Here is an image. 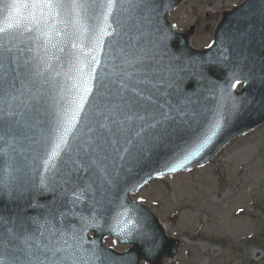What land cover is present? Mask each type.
Returning a JSON list of instances; mask_svg holds the SVG:
<instances>
[{
	"label": "snow or ice",
	"instance_id": "1",
	"mask_svg": "<svg viewBox=\"0 0 264 264\" xmlns=\"http://www.w3.org/2000/svg\"><path fill=\"white\" fill-rule=\"evenodd\" d=\"M157 7V0H11L3 5L8 14L0 20V96H10L15 90V79H9L6 68L24 51L36 54L13 68L14 73L27 71L43 77L53 70L50 60H59L55 53L60 52L67 57L65 75L76 80L77 86L71 107L61 109L53 128L39 141L31 138L40 145L34 149L33 161L47 174L40 177L39 186L45 191L60 188L66 199L40 218L17 216L13 220L0 216V264H104L107 257L102 251L84 248L81 232L69 219L75 212L67 205L74 208L84 193L92 190L93 176L110 183L105 166L125 158L121 154L129 152L126 145L133 143V132L142 140L145 128L166 134L175 126L178 139L184 141L177 145L178 154L196 145L192 155L215 135L219 120L211 135L197 144L200 136L199 129L192 128L194 116L179 100L171 99L173 79L166 75L170 69L161 68L150 55L161 37L150 41L152 46H141L144 24L156 27L153 20ZM26 33L35 49L14 48L7 43L9 38L14 40ZM235 86L229 84L230 88ZM89 96L91 102L87 103ZM4 103L5 107H0V140L18 135L15 129L25 115L10 109L7 100ZM136 122L139 130L134 127ZM185 128L192 133L188 140L181 134ZM20 171V166L14 169ZM69 185L73 186L70 190ZM31 187L35 185L30 180H22L13 172L0 176V193L19 196ZM127 215L128 210L120 214ZM80 220L88 226L83 216ZM112 231L126 241H132L134 233L146 236L131 218L125 223L118 217ZM158 247V241L150 239L145 248L146 262Z\"/></svg>",
	"mask_w": 264,
	"mask_h": 264
},
{
	"label": "water",
	"instance_id": "2",
	"mask_svg": "<svg viewBox=\"0 0 264 264\" xmlns=\"http://www.w3.org/2000/svg\"><path fill=\"white\" fill-rule=\"evenodd\" d=\"M10 2L11 0H0V20L8 14L3 5ZM174 2L175 0H157L158 7L153 20L156 27L149 23L144 24L145 35L141 46H152L150 41L157 36L161 37L160 43L153 47L150 55L155 57L154 62L161 68L170 69L166 75L173 79L172 90L170 89L173 101L179 100L184 106L194 108V104L187 100L185 95L186 92H193L188 91L189 81L202 79L208 86L209 94L202 103L210 109L213 116L203 128H198L200 138L197 144L203 143L204 139L211 135L217 120L220 122L219 127L215 128V135H212L211 140L200 148L196 155H192L197 151L196 145L178 154L177 145H183L184 141L178 139L175 126L169 128L166 134H157L156 129L145 128L141 133L142 140L133 132V143L126 145L129 152L121 154L125 158L117 160L116 165L109 161L105 166L108 173L106 178L110 183L105 184L103 180L93 176L95 183L92 190L85 192L80 203L74 208L71 204L67 205V209L75 212V216H70L69 219L73 227L81 232L85 241L84 248L89 252L93 247L102 251L107 257L104 264L146 262L145 248L149 246L150 239L158 241L159 247L148 256L147 264L174 262L181 250V241L167 235L161 220L147 206L135 201L132 195L137 194L152 180L188 172L208 164L231 140L264 124V0H246L233 10L223 11L214 30L213 45L205 50H195L196 48L191 47L190 40L195 34L190 31L180 40L175 32L166 33V25H170V6ZM178 3L173 6L179 5ZM131 23L132 21H129V24ZM157 28L162 31H157ZM164 34H167L166 39L163 38ZM28 35L26 33L14 40L9 38L7 43L14 48L35 49ZM107 39L108 37H105V40ZM224 40L228 42L224 44V49L228 52L218 47ZM164 46L174 52L175 59L172 58L171 51L168 54L162 51ZM214 49L219 54H216ZM35 54V51H24L19 54L18 60L14 57V63L7 67L6 71L10 80L15 79L16 88L12 95L0 96V107H5L4 101L7 100L10 109L25 113L20 126L15 129L19 134L0 140V176L10 171L20 179L30 180L35 185L19 196H9L7 192L0 193V216L13 220L17 216L40 218L41 214H47L50 209L59 208L66 199L60 188L45 191L39 186L40 177H47V174L42 167L37 168L33 161L34 149H39L40 145L34 143L31 138L39 141L42 135L56 124L61 109L71 107L73 99L76 98L77 81L65 75L68 72L67 57L60 52L55 53L59 60H50L53 70L43 77H36L27 71L13 72V68L22 66L25 60H30ZM182 55L185 57L183 61H188L187 69L193 75L188 79L183 78L181 82V68L176 62ZM220 64H224V67ZM237 80L239 83H236ZM242 83L244 88L237 90ZM229 84L236 86L230 88ZM33 95L36 99H32ZM90 102L91 96L87 98V103ZM134 127L139 130V122H136ZM181 134L185 140L192 135L186 128L181 129ZM181 164L182 167L177 166ZM17 166L21 167L19 173L14 172ZM173 168L175 171L171 170ZM48 183L51 184L50 181ZM71 187L73 186H68L69 190ZM125 210H128V215L120 216ZM81 216L85 218L88 226L83 225ZM118 217L125 223L131 218L138 224L139 231L146 236H136L134 233L132 241H126L123 236L117 237L112 229L116 226ZM92 232L94 236H90ZM106 238L114 239L119 247L130 246V249L119 253L107 248L104 245Z\"/></svg>",
	"mask_w": 264,
	"mask_h": 264
},
{
	"label": "rangeland",
	"instance_id": "3",
	"mask_svg": "<svg viewBox=\"0 0 264 264\" xmlns=\"http://www.w3.org/2000/svg\"><path fill=\"white\" fill-rule=\"evenodd\" d=\"M242 1L187 0L171 19L181 29L198 25L194 44L205 48L212 42L213 15ZM136 198L185 240L174 264H264V248L249 242L264 231V125L206 167L153 182Z\"/></svg>",
	"mask_w": 264,
	"mask_h": 264
},
{
	"label": "bare ground",
	"instance_id": "4",
	"mask_svg": "<svg viewBox=\"0 0 264 264\" xmlns=\"http://www.w3.org/2000/svg\"><path fill=\"white\" fill-rule=\"evenodd\" d=\"M226 9V8H225ZM221 10V9H220ZM219 10V11H220ZM218 11V12H219ZM213 16H217L218 17V13H216L215 15ZM172 26H170L169 24L166 25V33L167 34H170L171 32H175L178 40H180L182 38V36L186 35V33H181L177 30H179L180 28L179 27H176L174 28ZM193 39L192 38L190 40V45L193 49L195 50H205V49H199V47H197L194 42H193ZM227 40H224L222 42L219 43L218 47L221 48L222 50H225L224 49V44H227ZM262 48V47H261ZM165 54H168L170 53V49L168 46H164L163 47V50H162ZM216 54H219V52L214 49L213 50ZM226 51V50H225ZM228 52V51H226ZM253 53H256V51L252 50ZM191 53V52H188V54ZM171 54H172V58L175 59L176 58V55L174 54L173 51H171ZM184 55L182 56H179L178 58V61L176 62L177 65L181 68V73L179 76H182L179 80L182 82V79L185 78V79H188V77H191L193 74L189 71V69H187L186 65L188 64V61H183L184 59ZM166 62V61H165ZM222 67H224V64H220ZM178 80V81H179ZM189 81V80H188ZM189 87H188V91H193L192 93L191 92H186L185 95H186V98L187 100L191 101L193 104H194V108L190 107L189 105H186V109L187 111L192 114L194 116V122H193V127L194 128H203L206 124V122L210 121L211 118H212V112L210 111V109H208L206 106H204V104L202 103V101L205 99L206 96H208L209 94V88L206 84H204V81L202 79H199L198 81H189ZM241 89L244 88V86H241L240 87ZM240 89V90H241ZM172 90V89H171ZM214 93V92H213ZM195 113V114H194ZM263 125V124H262ZM262 125H260L259 127H257L255 130L259 129L260 127H262ZM254 130V131H255ZM253 131V132H254ZM230 143V142H229ZM206 166V165H205ZM167 227V226H166ZM166 234L169 235L170 237H174V238H177V236H174L173 234H171L169 232V230L167 229L166 230ZM144 264V263H142ZM168 264V263H167Z\"/></svg>",
	"mask_w": 264,
	"mask_h": 264
},
{
	"label": "trees",
	"instance_id": "5",
	"mask_svg": "<svg viewBox=\"0 0 264 264\" xmlns=\"http://www.w3.org/2000/svg\"><path fill=\"white\" fill-rule=\"evenodd\" d=\"M254 243H259L258 245L264 248V239L263 236L261 237H256L253 239Z\"/></svg>",
	"mask_w": 264,
	"mask_h": 264
}]
</instances>
